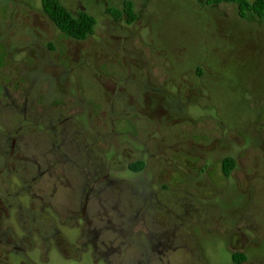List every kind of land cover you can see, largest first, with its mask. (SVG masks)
Here are the masks:
<instances>
[{
    "label": "rangeland",
    "instance_id": "1",
    "mask_svg": "<svg viewBox=\"0 0 264 264\" xmlns=\"http://www.w3.org/2000/svg\"><path fill=\"white\" fill-rule=\"evenodd\" d=\"M60 1L73 13L83 10L94 16L91 35L83 40L64 35L44 15L41 0H0V42L10 47L11 61L0 66V74L14 80L9 85L12 94L49 87L46 100L62 95L67 105H73L71 110L80 124L84 125L86 111L93 110L100 148L97 156L103 168L110 178L123 179V185L135 187H125V192L96 191L100 200L95 201V207L101 206V201L117 216L129 204L137 206L138 213L133 210L128 217L139 215V219L128 229L135 237L148 240L153 233L151 218L166 220L168 206L178 207L172 200L194 204L197 210L185 217L199 218L201 207L206 203L214 206L211 214L221 219L222 233L230 232L224 230L227 219L264 216V13L257 17L250 11L241 17L236 3L206 0H129L135 17L128 22L123 10V1L128 0ZM23 71L28 79L25 77L18 89L15 78ZM137 74L157 88L153 109L148 91L145 106H140L143 99L139 104L140 114L132 112L135 117L131 119L139 123L137 137L122 133L102 137L100 132L109 130L103 127L109 99L128 83V75L136 79ZM138 85L145 88L143 82ZM16 98L20 101L22 97ZM128 120H121L118 130L131 131ZM127 137L130 140L125 141ZM224 157L234 158L231 177L221 172ZM139 159L146 162L145 167L126 176V164ZM74 164L59 161L39 187L51 191L49 178L60 175L63 167L70 179L78 180L73 177L78 174ZM208 185H217L220 191L215 196L196 191ZM66 192L58 189L57 203L69 207L75 193ZM46 211L64 237L42 240L36 224L13 219L16 231L20 227L32 229L31 248L22 264H107L90 247L80 249L85 240L79 238L80 226L69 225L63 210L55 216L49 208ZM118 220L113 218L107 225L119 228ZM244 232L262 238L264 229L252 225ZM214 233L200 232L205 235L199 239L204 258L208 264H226L230 249L225 237ZM104 234L113 249L106 258L114 264H132L141 259V253L153 264V253L145 242L142 247L146 251L141 252L138 244L118 246L128 238L126 234L119 238L116 231ZM244 250L248 256L264 258V241H251Z\"/></svg>",
    "mask_w": 264,
    "mask_h": 264
},
{
    "label": "flooded vegetation",
    "instance_id": "2",
    "mask_svg": "<svg viewBox=\"0 0 264 264\" xmlns=\"http://www.w3.org/2000/svg\"><path fill=\"white\" fill-rule=\"evenodd\" d=\"M9 50L10 47L7 44L0 42V62L2 60L0 66L6 67L11 64ZM20 74L21 76L15 78V85L18 89L27 76L24 71ZM133 77L134 75H128L126 79L128 83H125L113 94V98L109 99L110 110L107 111L103 125L105 129L108 128L109 130L105 133L98 130L102 137L122 133L136 138L139 123L133 122L131 119L133 116L135 117L132 112H136L137 115L140 114L138 108L145 106L148 91L152 93L153 109V91L157 88L153 86V83H149L146 77L139 74H137L136 79ZM141 82L145 84L143 90L138 85ZM10 83H14V80L9 75L0 74V264H20V262L22 264L27 259V250L31 248L30 231L32 229L20 227L19 233L14 228L13 219L20 222L25 220L32 225L36 224L42 240H49V236H53L55 240L63 239V234L54 226L51 214L46 211L47 208L51 210L54 216L63 210L66 214L64 215L65 218L70 220L69 225L80 226L79 238L84 237L85 239L80 243V249L90 247L92 253L101 256L100 258L107 261V264L114 263L112 259L106 258V256L110 257L113 249L109 245L112 241L104 234L105 231L112 233L116 231L117 238L124 237L125 234L128 236V238L125 237V240L120 241L122 243L118 244L119 247L125 248L138 244L140 245L139 249L143 252L146 251L143 250L146 244L149 247L147 250L153 253V264H208L199 241L201 236H205L200 235L202 231L205 233L214 231L215 235L219 234L218 236L225 237L227 247L231 252L230 261L226 264H264V258L260 255L248 256L249 254L245 253L244 250L251 241H264V234L261 238L256 233L244 232L249 230L252 225H259L264 229V216L261 218L257 216L245 219L238 218L231 222L227 219L224 222V230H230V232L222 233L219 232L223 227L221 219L214 215L212 217L211 214V211H215L216 208L207 203L204 204L206 207L199 209L201 210V217H185L197 210L196 207H193L194 204L191 202L183 205L172 200L178 207L175 205L168 206L166 220L154 216L151 218L153 220V233L150 234V238L148 237L149 240L147 237H141V235L139 238L132 235L128 229L129 225L138 220L139 215L132 218L128 217V214L133 210L138 213L139 208H136L137 206L129 204L116 216V213H111V210L101 204V201H98L101 206L95 207L94 205L96 200H100L95 194L96 191L105 192L112 189V191L125 192V187L130 190L135 187L123 185V179L119 181L110 178L106 172L107 168H103L101 159L97 156V150L100 148L96 144L98 134L97 137L94 134L93 110L86 111L85 116L82 117L83 125L79 123L76 112L71 110L73 105H67L60 98L62 95L59 97L60 100L58 97L50 98L49 101L46 100L45 95L50 91L49 87L44 90L37 89L30 94L19 90L20 95H15L9 91ZM19 96L22 97L20 101L16 98ZM141 99L144 101L139 106ZM116 104L120 105V109L117 111L114 109ZM135 104L138 106L137 109ZM127 107L129 108L127 109ZM110 116H117V120L110 119ZM124 119L126 122L129 119L128 122L132 124L134 131L118 130V125ZM151 123L153 127V118ZM116 124L117 127H115ZM129 138L124 140L128 141ZM132 142L142 146L140 142L137 143L133 140ZM76 156L78 158L74 159ZM78 159H81L82 162L79 163ZM231 159L234 161V158ZM222 160L220 163L223 176L231 177L235 162L233 168L226 175L222 170ZM59 161L65 164L76 162L74 165L78 174L75 176L73 174V177L79 179H70L71 175L63 167L60 175L55 174L49 178L51 191L39 187L42 180L46 179L47 174L51 176L49 172L57 166ZM132 165L139 166L140 169L136 171ZM145 165L146 162L139 159L135 163H127L123 171H127L125 175L129 177V174L139 172ZM201 188L205 189L202 190ZM201 188L196 189V191L213 193V196L220 191V187L217 185L202 186ZM58 189L66 190V194L75 193L74 203L71 206L66 207L57 203ZM62 206L63 208H61ZM117 217H119L118 221L120 222L119 228H112L107 225L109 221ZM59 219L61 220V218ZM145 220L148 219L145 218ZM60 245L62 246L61 243ZM123 248L121 249L123 250ZM132 264H149V259L144 253H141V259Z\"/></svg>",
    "mask_w": 264,
    "mask_h": 264
},
{
    "label": "trees",
    "instance_id": "3",
    "mask_svg": "<svg viewBox=\"0 0 264 264\" xmlns=\"http://www.w3.org/2000/svg\"><path fill=\"white\" fill-rule=\"evenodd\" d=\"M213 4L219 3H236L239 16L243 17L247 12L252 11L257 17L264 13V0H206ZM41 9L43 13L60 29L64 34L77 39L83 40L92 34L96 20L94 16L85 12H71L60 0H41ZM123 10L127 16V21L132 22L135 14L131 1H123ZM234 161L230 157L222 160V170L228 174L233 168ZM134 170H139V166L132 165ZM237 259V258H236ZM239 260V259H237Z\"/></svg>",
    "mask_w": 264,
    "mask_h": 264
}]
</instances>
